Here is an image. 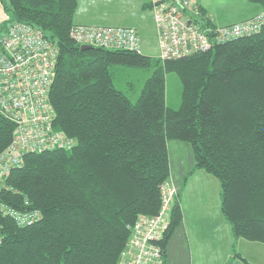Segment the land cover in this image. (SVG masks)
I'll list each match as a JSON object with an SVG mask.
<instances>
[{"label":"trees","instance_id":"trees-1","mask_svg":"<svg viewBox=\"0 0 264 264\" xmlns=\"http://www.w3.org/2000/svg\"><path fill=\"white\" fill-rule=\"evenodd\" d=\"M247 1L253 15L244 20L264 12V0ZM77 4L0 0L6 16L0 33L27 24L57 49L49 101L53 126L71 145L22 151L20 165L0 177L2 204L40 215L20 226L0 211V264H116L138 218L161 209V186L170 185V140L189 145L188 176L202 170L218 181L232 257L252 264L236 243L264 245V22L253 34L161 60L142 52L81 51L69 37ZM200 13L211 20L201 5ZM127 67L150 71L136 99L121 84ZM167 73L182 84L176 110L165 103ZM13 131L14 124L0 116V155ZM168 223L164 264L166 244L182 223L177 189Z\"/></svg>","mask_w":264,"mask_h":264},{"label":"built area","instance_id":"built-area-1","mask_svg":"<svg viewBox=\"0 0 264 264\" xmlns=\"http://www.w3.org/2000/svg\"><path fill=\"white\" fill-rule=\"evenodd\" d=\"M153 15L158 57L179 59L215 45L250 35L264 22V12L229 25H215L200 13L197 0H143ZM70 39L80 46L140 54L141 39L133 28L75 24ZM57 60L55 45L39 29L11 24L0 33V116L14 124L8 148L0 155V177L20 165L22 151L69 149L70 141L53 126L49 90ZM162 205L156 216H140L116 264H164L161 241L169 226L176 188L161 186ZM0 211L20 226L39 220L37 209L19 214L0 202ZM1 242V236H0Z\"/></svg>","mask_w":264,"mask_h":264},{"label":"rangeland","instance_id":"rangeland-1","mask_svg":"<svg viewBox=\"0 0 264 264\" xmlns=\"http://www.w3.org/2000/svg\"><path fill=\"white\" fill-rule=\"evenodd\" d=\"M197 1L207 11L208 17L216 25L239 22L238 20L248 16L252 12L251 7H254L247 0ZM148 15L149 17L146 18L143 27L139 28L141 49L143 54L156 59L158 58L157 31L149 13ZM149 75L150 71L134 67L125 68V76L121 79L123 90L133 99H136ZM129 84H132V89ZM181 90L182 84L177 75L167 73L165 76V103L168 108L176 110L179 107ZM170 142L182 143V145L189 147L185 142L174 140H170ZM173 154L171 152L172 163L175 166V155ZM179 157L185 161L184 154L181 153ZM214 181L219 185L216 179ZM180 182L189 192L191 212L198 221L190 223L188 228L183 223L176 228L172 238L166 244V248L170 250L167 264H223L227 260V249L219 247L223 246L224 240L228 237L227 232L225 235L219 227L214 226L221 219L219 198L216 200L213 197L214 192H216L215 189L209 185L205 189H201L204 181L198 179H194L192 182L191 179L188 182L182 179ZM170 185L173 184L170 182ZM242 243L247 244H240L237 251L241 252L243 258L250 263L264 264V254L261 251L251 249L248 246L251 242L243 240ZM227 262H230V264H243L239 259L235 260L231 257Z\"/></svg>","mask_w":264,"mask_h":264},{"label":"crops","instance_id":"crops-1","mask_svg":"<svg viewBox=\"0 0 264 264\" xmlns=\"http://www.w3.org/2000/svg\"><path fill=\"white\" fill-rule=\"evenodd\" d=\"M77 2H78L77 9L75 11L74 20H73L74 24H85V25H96V26H124V27L135 28L139 32V28L143 27L146 18L149 17L148 13L151 16L152 23H154L153 15L152 13H150L151 11H149L147 8L144 7L143 0H77ZM252 15L253 13L251 12L250 14H248V16L238 21H242L246 18H249ZM5 19L6 16L0 5V23H2ZM232 23L221 24V25H229ZM186 146L187 145H182V143H177V142L171 143L170 141L168 142L169 159H170L169 182H171L178 190L181 213H182V223L186 225V227L188 228L190 226V223L198 221V219L191 212L189 192L187 191L186 188L183 187V184H181L180 180L184 179L188 182L191 179L192 182L194 179H198L199 181H204L203 185H201V189H205V187H207L208 185L212 186L216 191L213 194V197H215L216 200L217 198H219V185H217L216 181H214L215 178H213V176L205 173L202 170H195L191 175L188 176V172H190L191 169L193 168V159H192L191 149H189L190 147H186ZM171 152H173L174 153L173 155H175V166H173L172 163L173 161L171 159ZM181 153L185 155V161L179 157ZM196 188L198 189L197 186ZM216 193L217 195L215 196ZM219 204H220V198H219ZM214 226L216 228L219 227L225 235L227 232L228 238L224 240L222 244L223 246L219 248L227 249V253H226L227 260L229 259V257L236 260V258L232 257V252H231L232 238L228 224L221 216V219ZM242 242L243 240L241 239L237 241L236 250L238 249V246L240 244L241 245L247 244ZM248 246H250L251 249L259 250L264 254V247H263L264 245L251 242V244ZM169 251H170L169 249L165 248V253H166L165 264H167L168 261ZM238 253L242 256L241 252ZM227 260H225L223 264H226ZM227 263L230 264V262Z\"/></svg>","mask_w":264,"mask_h":264},{"label":"water","instance_id":"water-1","mask_svg":"<svg viewBox=\"0 0 264 264\" xmlns=\"http://www.w3.org/2000/svg\"><path fill=\"white\" fill-rule=\"evenodd\" d=\"M90 49H92V47L91 46H80V50L81 51H86V50H90Z\"/></svg>","mask_w":264,"mask_h":264}]
</instances>
